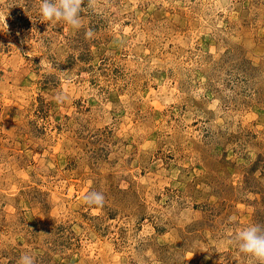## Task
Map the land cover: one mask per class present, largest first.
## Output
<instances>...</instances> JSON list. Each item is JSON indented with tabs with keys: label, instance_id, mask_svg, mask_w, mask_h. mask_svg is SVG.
<instances>
[{
	"label": "rangeland",
	"instance_id": "rangeland-1",
	"mask_svg": "<svg viewBox=\"0 0 264 264\" xmlns=\"http://www.w3.org/2000/svg\"><path fill=\"white\" fill-rule=\"evenodd\" d=\"M40 5L0 0V264H256L264 0Z\"/></svg>",
	"mask_w": 264,
	"mask_h": 264
},
{
	"label": "clouds",
	"instance_id": "clouds-1",
	"mask_svg": "<svg viewBox=\"0 0 264 264\" xmlns=\"http://www.w3.org/2000/svg\"><path fill=\"white\" fill-rule=\"evenodd\" d=\"M92 3V0H89ZM84 0H41L40 14L46 21H61L74 29L81 27L84 11ZM93 32L89 29L85 36L91 38ZM59 99V98H58ZM87 205L102 207L105 197L102 192L92 191L84 196ZM232 243H235L240 252L248 255L256 261V264H264V225L251 224L235 234ZM18 264H35L34 257L25 253L19 258Z\"/></svg>",
	"mask_w": 264,
	"mask_h": 264
}]
</instances>
